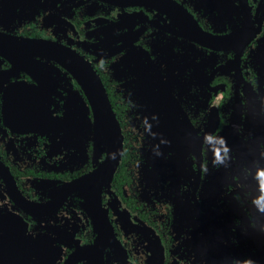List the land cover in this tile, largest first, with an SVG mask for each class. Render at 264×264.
I'll return each mask as SVG.
<instances>
[{"label": "flooded vegetation", "instance_id": "af4514ba", "mask_svg": "<svg viewBox=\"0 0 264 264\" xmlns=\"http://www.w3.org/2000/svg\"><path fill=\"white\" fill-rule=\"evenodd\" d=\"M70 256L264 264V0H0V264Z\"/></svg>", "mask_w": 264, "mask_h": 264}, {"label": "water", "instance_id": "95a60500", "mask_svg": "<svg viewBox=\"0 0 264 264\" xmlns=\"http://www.w3.org/2000/svg\"><path fill=\"white\" fill-rule=\"evenodd\" d=\"M26 40L33 48L38 42L40 43L39 39L28 38ZM71 56H73L76 61L74 75L82 85L83 89H85L86 94L91 101L95 117L97 121L101 123L103 138L108 146L107 157L99 167L91 174L82 177L77 181L78 183L86 184L94 178L107 177L108 179L113 175L122 153V133L115 112L111 107L108 95L99 76L94 72L89 63L78 62L81 58H79L77 53L71 54ZM205 184L207 185V182ZM74 259V256H70L66 264L72 263Z\"/></svg>", "mask_w": 264, "mask_h": 264}]
</instances>
